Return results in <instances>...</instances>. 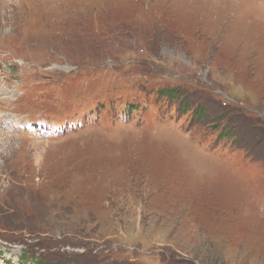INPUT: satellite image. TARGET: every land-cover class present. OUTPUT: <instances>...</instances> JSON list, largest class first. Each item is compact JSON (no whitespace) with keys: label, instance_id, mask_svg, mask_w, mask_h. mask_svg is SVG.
Segmentation results:
<instances>
[{"label":"rangeland","instance_id":"1","mask_svg":"<svg viewBox=\"0 0 264 264\" xmlns=\"http://www.w3.org/2000/svg\"><path fill=\"white\" fill-rule=\"evenodd\" d=\"M0 264H264V0H0Z\"/></svg>","mask_w":264,"mask_h":264},{"label":"trees","instance_id":"2","mask_svg":"<svg viewBox=\"0 0 264 264\" xmlns=\"http://www.w3.org/2000/svg\"><path fill=\"white\" fill-rule=\"evenodd\" d=\"M174 92H175V91L171 92V93H172L171 95H173ZM169 93H170V91H168L166 94H167V95H170ZM176 95H177V93H176ZM196 113H197V112H196ZM223 131H224V129H223ZM223 131H222V132H223Z\"/></svg>","mask_w":264,"mask_h":264}]
</instances>
